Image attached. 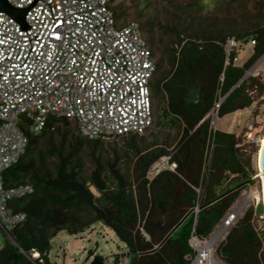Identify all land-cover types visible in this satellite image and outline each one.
<instances>
[{"label": "trees", "instance_id": "1", "mask_svg": "<svg viewBox=\"0 0 264 264\" xmlns=\"http://www.w3.org/2000/svg\"><path fill=\"white\" fill-rule=\"evenodd\" d=\"M251 35L255 38L253 52L241 66L233 64L234 52L229 54V61L225 63V38L207 40L202 44L190 40L183 42V39L177 41L178 60L172 75L165 79L163 89L168 99L169 112L183 118L190 129L198 124L190 134H187L190 129H186L187 138L181 148L169 157V162H175L179 170L189 167L187 171L182 170L185 185L178 194L182 204L189 209L218 196V189L226 176L240 177V181L251 176L250 157L244 156L242 148L238 146V138L233 133L213 129L207 117L201 121L216 104L217 114L221 117L250 106L253 91H262L263 85L254 76L249 77L250 82H247L248 78L244 79L230 91L244 72L264 53V28L252 31ZM172 44L176 45L174 42ZM171 51L175 53L176 49L171 46ZM152 54L154 55L153 51ZM205 63L210 64L209 72L213 78L206 91L199 87L197 74L198 67ZM227 92L229 93L224 100L220 101ZM62 122L69 121L50 118L40 134L28 135L24 154L15 166L6 171V185L30 183L33 186V193L11 201L14 210L26 213V220L15 227L11 234L24 251L36 249L43 258L41 264H50L46 254L52 236L62 230L68 234L83 230L76 214L83 208V202L92 198V193L77 183L65 166L59 167L56 176L52 177L42 164L40 166L34 165L33 161H24L32 140L45 135L47 131H54V125ZM77 133L82 139H87L78 131ZM209 146L212 147L208 153ZM157 158L158 155L151 151L140 157L147 172ZM27 175L30 177L26 180ZM171 176L174 174L168 169L160 170L151 179L142 174V191L149 194L148 199L153 207H158L164 213L165 205H173L179 210L177 217L171 219L166 227L158 220H145L142 228L147 236L138 229L134 230L133 197L131 201L128 200L120 184L105 192L111 206L98 209L95 221H103L125 244L128 264H189L194 255L189 244L191 234L201 239L207 237L225 215L239 191H233L197 212L192 211L161 243L167 232L189 210L186 211V206L183 209L182 205L180 207L179 203L173 204L170 200L174 192ZM202 187L203 194L199 191ZM253 210V207H248L216 245L215 254L225 264H264L262 239L251 221ZM257 210L263 211L261 204L256 207ZM91 255L92 251L88 257ZM102 261L101 256L93 255L91 264H101ZM0 264L32 263L15 245L5 241L0 245Z\"/></svg>", "mask_w": 264, "mask_h": 264}, {"label": "built area", "instance_id": "2", "mask_svg": "<svg viewBox=\"0 0 264 264\" xmlns=\"http://www.w3.org/2000/svg\"><path fill=\"white\" fill-rule=\"evenodd\" d=\"M6 1L25 9V15L21 23L0 10V234L32 264H41L36 249L27 254L11 236L26 220V213L14 210L11 201L31 194L33 186L6 185L4 172L19 162L27 136L40 134L50 118L73 122L87 139L146 132L154 122L156 61L139 24H119L111 0ZM247 42L253 52L255 38L251 35ZM224 48L228 63L229 54L238 51V39L227 36ZM175 166L168 157L165 167ZM162 169L153 163L151 177ZM258 203L252 219L258 216ZM198 210L195 206L194 212ZM237 214L238 208H231L209 239L191 234L194 255L189 264H224L215 257L214 244H206L218 233L222 236Z\"/></svg>", "mask_w": 264, "mask_h": 264}, {"label": "rangeland", "instance_id": "3", "mask_svg": "<svg viewBox=\"0 0 264 264\" xmlns=\"http://www.w3.org/2000/svg\"><path fill=\"white\" fill-rule=\"evenodd\" d=\"M111 9L119 24L128 21L139 24L154 53V122L143 134H126L109 140L82 139L73 122H62L54 125V131H47L45 135L32 140L24 157L26 163L33 161L34 165H43L52 177L56 176L59 167L65 166V169L73 174L75 181L92 193V198L83 202V208L76 214L83 230L76 234H68L62 230L49 239L50 246L46 256L50 264H91L93 255L103 258L101 264H128V250L125 244L103 221H95L98 209L111 206L105 192L115 189L119 184L127 194L128 200L131 201L133 197L134 230L138 229L147 236L142 228L145 220H158L166 227L171 219L177 217L179 210L173 205H165V213L161 212L149 202V194L143 193L142 174L150 179L152 177L140 160L142 155L151 151L158 155L155 162L163 169H168L165 167L166 159L177 153L187 134L198 125L190 129L183 118L170 113L168 109V99L163 86L165 79L172 75L178 60L177 41L183 39V42L190 40L202 44L207 40L235 36L238 39V51L235 53L234 63L241 66L252 54V48L247 42L250 33L264 28V2L261 0H112ZM173 42L176 45H173ZM171 46L176 49L175 53L171 51ZM250 67L252 70L245 78H248L247 82H250L249 77L254 76L263 85L262 91H253L251 105L219 117L216 104L205 116L212 128L233 133L238 138V146L242 148L244 156L250 157L252 176L257 172L255 153L258 139L264 129V58L259 57ZM209 71L208 63L201 64L197 69L199 87L204 91L209 89L212 83L213 78ZM250 120L251 127L248 126ZM187 128L190 130L185 134ZM211 147L209 146L208 153L211 152ZM168 170L174 174L170 177L174 190L170 200L173 204L179 203L184 209L186 205L182 204L178 194L185 185L182 170L187 171L189 167L179 170L175 166L174 170ZM3 175L7 176L6 172ZM29 177L27 175L25 179ZM258 185L259 180L254 179L239 189L226 213L236 207L239 218L248 207L255 208V198H250L246 203L243 200L251 190L259 192ZM199 191L203 194L204 188ZM202 196L201 199L204 197ZM185 209L187 211L189 208L186 206ZM256 212L258 216L251 221L260 231L264 247L263 211ZM154 229L160 231L158 228ZM218 229L220 221L205 239L216 235ZM226 232H223L222 236L218 233L214 248ZM6 239L0 234V244ZM91 251L93 255L88 257ZM214 255L216 256L215 251Z\"/></svg>", "mask_w": 264, "mask_h": 264}, {"label": "water", "instance_id": "4", "mask_svg": "<svg viewBox=\"0 0 264 264\" xmlns=\"http://www.w3.org/2000/svg\"><path fill=\"white\" fill-rule=\"evenodd\" d=\"M0 10H3L5 12H7L9 15L13 16L14 18H16L18 21H20L21 23H24V15H25V9H20V8H14L13 6H11L10 4L7 3L6 0H0ZM260 58H264V53L260 56ZM252 70V67L248 68L243 76L239 79V81L230 89V91L236 87L242 80H244L248 73ZM229 92H227L225 95H223L220 98V101L224 100V98L226 97V95ZM218 107V104H217ZM208 116V115H207ZM206 118V116L201 120L203 121ZM200 121V122H201ZM214 125V124H213ZM214 129V127H213ZM258 153V158H257V169L261 172V175L258 176V173L256 172L255 174H253L252 176H250L248 179H244L242 181L240 177H229L226 176L225 179H232V180H237L240 181L239 184H237L236 186H234L233 188H231L228 192L226 193H222L219 194L218 196H216L215 198L207 201L206 203H204L201 206H198V209L207 206L213 202H215L216 200L220 199L221 197L225 196L228 193H231L233 191H236L238 189H241L244 185L249 184L252 180L254 179H258L259 180V187L262 191V195H263V200L261 202V205L263 207V212H264V135H263V140L260 143L257 151ZM246 203V201L244 202ZM194 211V208H190L181 218L180 220L167 232V234L164 236V238L162 239L161 243L181 224V222L192 212ZM218 239V236H215V238H213L211 244H214L216 242V240ZM215 259V258H214ZM215 261L218 262V260L215 259Z\"/></svg>", "mask_w": 264, "mask_h": 264}, {"label": "bare ground", "instance_id": "5", "mask_svg": "<svg viewBox=\"0 0 264 264\" xmlns=\"http://www.w3.org/2000/svg\"><path fill=\"white\" fill-rule=\"evenodd\" d=\"M263 135H264V129H263V132H262V135L259 137V139H258V147H259V145H260V143L262 142V140H263ZM257 158H258V153L256 152L255 153V164H256V166H257ZM257 173H258V176H260L261 175V172L257 169ZM259 189H260V187H259ZM255 198L257 201H259V202H262V200H263V195H262V191H261V189H260V191L258 192V191H250V192H248L246 195H245V198H244V200H243V202H245L246 200H248V199H250V198ZM261 200V201H260ZM264 213V212H263ZM264 216V215H263ZM212 240L213 239H211L210 241H208V243L206 244L207 246H210L211 245V242H212Z\"/></svg>", "mask_w": 264, "mask_h": 264}, {"label": "flooded vegetation", "instance_id": "6", "mask_svg": "<svg viewBox=\"0 0 264 264\" xmlns=\"http://www.w3.org/2000/svg\"><path fill=\"white\" fill-rule=\"evenodd\" d=\"M231 177V176H229ZM233 177V176H232ZM240 181L237 180H232V179H224L222 185L220 186V188L218 189V193L222 194V193H226L228 192L231 188H233L234 186H236L237 184H239ZM239 190V189H238ZM229 194V193H228ZM227 195V194H226Z\"/></svg>", "mask_w": 264, "mask_h": 264}, {"label": "clouds", "instance_id": "7", "mask_svg": "<svg viewBox=\"0 0 264 264\" xmlns=\"http://www.w3.org/2000/svg\"><path fill=\"white\" fill-rule=\"evenodd\" d=\"M11 236H12V234H11ZM12 238H13V240H14V242L17 244V242H16V240L14 239V237L12 236ZM6 241H9L8 239H6ZM10 242V241H9ZM11 243V242H10ZM14 245V244H13ZM18 245V244H17ZM19 246V245H18ZM26 252V251H25ZM30 252V251H29ZM29 252H26L27 254H29ZM24 255V254H23Z\"/></svg>", "mask_w": 264, "mask_h": 264}, {"label": "crops", "instance_id": "8", "mask_svg": "<svg viewBox=\"0 0 264 264\" xmlns=\"http://www.w3.org/2000/svg\"><path fill=\"white\" fill-rule=\"evenodd\" d=\"M215 257H217V256H215ZM217 259L220 260L218 257H217ZM220 261H221V260H220ZM221 262L224 263L223 261H221Z\"/></svg>", "mask_w": 264, "mask_h": 264}]
</instances>
